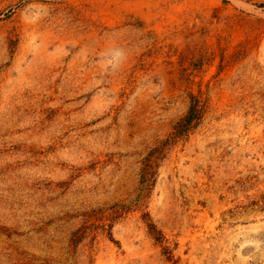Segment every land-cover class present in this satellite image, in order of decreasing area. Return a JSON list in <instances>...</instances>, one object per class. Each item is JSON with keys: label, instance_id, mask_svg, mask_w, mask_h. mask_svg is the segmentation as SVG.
<instances>
[{"label": "rangeland", "instance_id": "obj_1", "mask_svg": "<svg viewBox=\"0 0 264 264\" xmlns=\"http://www.w3.org/2000/svg\"><path fill=\"white\" fill-rule=\"evenodd\" d=\"M0 264H264V0H0Z\"/></svg>", "mask_w": 264, "mask_h": 264}]
</instances>
